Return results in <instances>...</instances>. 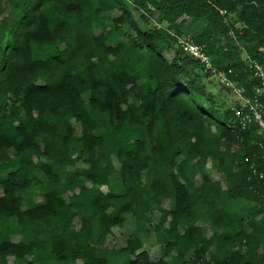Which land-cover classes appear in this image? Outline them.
Wrapping results in <instances>:
<instances>
[{"label":"trees","instance_id":"16d2710c","mask_svg":"<svg viewBox=\"0 0 264 264\" xmlns=\"http://www.w3.org/2000/svg\"><path fill=\"white\" fill-rule=\"evenodd\" d=\"M174 35L252 95L264 0H0V264H264V144Z\"/></svg>","mask_w":264,"mask_h":264},{"label":"built area","instance_id":"2783aa9c","mask_svg":"<svg viewBox=\"0 0 264 264\" xmlns=\"http://www.w3.org/2000/svg\"><path fill=\"white\" fill-rule=\"evenodd\" d=\"M224 14L225 11H221ZM177 43L182 50L188 53L195 59L200 60L211 74L226 86L232 87L237 99L240 102L239 106H233L232 111L237 119V123L242 130H246L256 126V132L261 136L264 143V68L257 62L248 59L249 65L253 69L254 77L258 80L257 86L253 89L251 96H243L242 89L237 88L229 80L225 71L212 68L210 60L204 52L203 46L196 44L190 37H177ZM195 264H212L208 257H203L196 261Z\"/></svg>","mask_w":264,"mask_h":264},{"label":"rangeland","instance_id":"374dc122","mask_svg":"<svg viewBox=\"0 0 264 264\" xmlns=\"http://www.w3.org/2000/svg\"><path fill=\"white\" fill-rule=\"evenodd\" d=\"M206 82L209 84L210 88L213 89L214 93H217L216 95H218L219 97L218 100H219V105H221V109L229 108L231 107V105L234 104L235 98L230 89H226L220 86L215 78L209 76L206 78ZM222 120L225 121L224 118ZM213 178L218 179V176L213 173ZM154 221H156V217ZM117 230H116L115 240L116 242H118L119 245L121 244V242L123 243V238L120 233L121 231L124 233L126 237L130 235H138L143 239L144 248L149 252L150 259L152 261L157 260L161 256L162 245L156 241L154 233H152L150 236H145L144 234H141L137 229H135V224L132 222L129 216L124 218L121 228H117ZM116 242L114 241V239H112V237H109L106 241L105 246L110 248L117 247ZM10 259L11 261L13 260L12 257Z\"/></svg>","mask_w":264,"mask_h":264},{"label":"clouds","instance_id":"9594fccd","mask_svg":"<svg viewBox=\"0 0 264 264\" xmlns=\"http://www.w3.org/2000/svg\"><path fill=\"white\" fill-rule=\"evenodd\" d=\"M190 37L189 35H174V37H175V39H176V44L178 45V43H177V37ZM191 38V37H190ZM193 40V39H192ZM194 41V40H193ZM195 42V41H194ZM196 43V42H195ZM197 44V43H196ZM199 45V44H198ZM179 46V45H178ZM201 46H203V49H204V45H201ZM180 47V46H179ZM181 48V47H180ZM182 49V48H181ZM205 52V51H204ZM186 53V52H185ZM187 55H189L188 53H186ZM190 56V55H189ZM192 59H195V58H193L192 56H190ZM195 60H198V59H195ZM210 60V59H209ZM252 60V59H251ZM199 62H200V60H198ZM202 65H203V67H204V69L206 70V71H208L209 73H210V77H212V78H215L216 80H217V82L219 83V85L220 86H222V87H224V88H226V89H230L231 90V92L233 93V95H234V98H235V102H234V104L233 105H231V107H229V109L231 110V112H232V116H233V119H234V122L238 125V123H237V119L235 118V116H234V114H233V111H232V107L233 106H239L240 105V102H239V100L237 99V96H236V94L234 93V90H233V88L232 87H226V86H224V85H222L220 82H219V80L217 79V77H215V76H213L212 74H211V71L209 70V69H207L206 67H205V65L202 63V62H200ZM210 64H211V66H212V68H215L213 65H212V63L210 62ZM217 69V68H216ZM219 70V69H218ZM223 71V70H222ZM254 75V74H253ZM255 78V77H254ZM230 80V79H229ZM231 81V80H230ZM258 81V80H257ZM232 82V81H231ZM233 83V82H232ZM233 85H234V83H233ZM235 87H237V88H240V87H238L237 85L235 86ZM241 89V88H240ZM254 127H255V132H256V126L255 125H253ZM238 127H240L239 125H238ZM250 128V127H249ZM249 128H247V129H249ZM246 129V130H247ZM256 134L258 135V137H260V139H261V143H263V139L261 138V136L256 132ZM264 144V143H263ZM201 259V258H200ZM199 260V259H198ZM196 263V262H195ZM195 263H193V264H195Z\"/></svg>","mask_w":264,"mask_h":264}]
</instances>
